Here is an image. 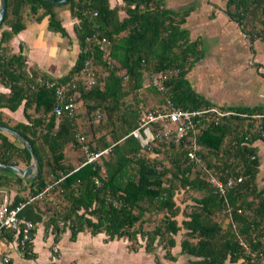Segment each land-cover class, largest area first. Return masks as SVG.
Segmentation results:
<instances>
[{
  "label": "trees",
  "instance_id": "obj_1",
  "mask_svg": "<svg viewBox=\"0 0 264 264\" xmlns=\"http://www.w3.org/2000/svg\"><path fill=\"white\" fill-rule=\"evenodd\" d=\"M221 1L226 16L250 41L264 43V0ZM5 2L0 24V83L8 92L0 91V110L15 111L22 107L25 121L10 127L28 140L38 160L37 171L30 181L23 182L15 173L12 178L0 173V189L9 185L17 187L10 207L23 204L19 217L50 227L54 242L66 230L70 232V240L85 229L92 235L104 233L109 241L122 238L136 241L139 236L146 253H154L156 244L161 245L162 257L170 262L177 261L171 249L177 245L175 236L182 230L179 254L187 256L191 264H262L264 187L257 180L260 160L256 146L258 141L264 143L261 108L220 107V111L233 114L199 119L197 157L221 181L235 178V183L223 193L208 180L200 164L188 157V144L159 143L167 157L158 159L154 154H159V144L143 147L129 135L138 128L140 111L137 105L125 103V98L141 89L155 97L158 106L169 99L173 105L188 110L213 107L186 78L187 71L201 55L198 42L190 41L188 31L182 27L192 9L175 11L162 0H120L115 5L110 0H66L63 4L45 0ZM58 8H66L76 20L73 31L79 51L70 71L52 79L35 69H27L25 57L10 53L8 43L24 29L25 12L36 22L46 18L49 31L68 38ZM102 38L109 41L111 64L104 58ZM87 60L94 69L97 84L84 87L76 80L78 97L74 100V115L69 117L63 113L56 117L52 113L56 103L54 89L46 82L77 78ZM164 71H170L163 83L164 91L143 86L145 74ZM77 102L87 116L96 111L100 117L101 112L105 113L106 121L98 123L91 133L106 128L109 137L105 133L96 137L94 150H109L98 164L75 168L66 162V146L76 148L80 165L84 155L76 134L87 139L91 129L89 124L85 130L75 123ZM0 125L7 126L1 119ZM1 133L0 164L28 166L31 155L25 145L18 147ZM87 140L92 143L93 139ZM149 152L152 157L147 155ZM101 168L105 175L100 173ZM94 178L101 182L98 187ZM48 185L52 186V195L60 197L64 206L56 209L55 203L46 197L29 201ZM180 191L194 194L185 212L175 201ZM114 201L117 206L113 205ZM153 212L163 213V218L145 231L142 229L144 215ZM179 213L183 217L180 222L176 220ZM226 218L227 224L223 226ZM1 233L12 240L13 235L5 229ZM28 247L31 249V243Z\"/></svg>",
  "mask_w": 264,
  "mask_h": 264
},
{
  "label": "crops",
  "instance_id": "obj_2",
  "mask_svg": "<svg viewBox=\"0 0 264 264\" xmlns=\"http://www.w3.org/2000/svg\"><path fill=\"white\" fill-rule=\"evenodd\" d=\"M164 5L172 10L181 11L185 8L192 10L183 24L188 31L190 41L198 42L201 50L199 59L187 71L186 78L192 88L204 99L213 103V107H258L264 113V43L259 40L250 41L239 26L231 21L222 11L221 0H162ZM120 3V0H110L111 5ZM58 15L68 34L61 36L57 32L49 31L46 18L40 22L29 19L24 13L25 27L15 34L8 43L9 52L21 54L25 57L27 69L36 71L52 78L58 79L66 75L74 65L79 48L73 31L76 20L71 18L66 8H58ZM0 91L7 93V88L0 83ZM77 114H82V105L77 102ZM264 115V114H263ZM80 115L74 117L78 128H81ZM260 118L259 115H254ZM0 119L7 124L25 121L22 107L15 111L6 108L0 110ZM82 129V128H81ZM88 130V129H86ZM7 139L16 146L22 142L11 134L1 131ZM37 146L44 156L41 144ZM260 160L258 182L264 187V173L261 168L264 161V143H256ZM67 149V147H66ZM66 155V162L77 168L78 153ZM47 162V159L44 160ZM76 163V164H75ZM20 168H24L19 164ZM38 168V167H37ZM1 176H7L1 174ZM12 178V176H8ZM30 181V178H23ZM260 185V184H259ZM17 187L9 185L0 189V202L6 197L12 201ZM70 232L65 231L56 237L50 227L39 223L35 225L31 241L32 257L25 258L17 251L13 237L12 240L0 232V264H5L3 258L7 257V264H127L125 253H118L110 244L104 233L92 235L88 229L76 234L70 240ZM55 246L57 254L51 247ZM154 255V253H149ZM126 255V256H125ZM119 257L118 259H116ZM168 261V260H167ZM131 264V263H128Z\"/></svg>",
  "mask_w": 264,
  "mask_h": 264
},
{
  "label": "built area",
  "instance_id": "obj_3",
  "mask_svg": "<svg viewBox=\"0 0 264 264\" xmlns=\"http://www.w3.org/2000/svg\"><path fill=\"white\" fill-rule=\"evenodd\" d=\"M101 49L104 52V58L108 64L113 63L109 57V41L105 38L100 40ZM170 71H164L161 73L145 74L149 78V86L155 87L159 91H164L163 83L168 78ZM76 80L84 87H91L96 85V74L90 61H85L83 68L79 72L77 78L73 77L66 82L49 81L46 82L48 87H53L56 98V103L53 107L52 113L56 117H60L63 113L72 117L75 113L76 104L74 100L78 97L76 92L77 84ZM42 83L41 80H39ZM233 112L224 113L217 108L207 109H183L177 107L171 103L169 99H165L164 103L160 106L152 107L149 110L142 112L139 119L138 128L130 132L138 140L143 147H148L150 144L163 143L180 145L188 144L189 149L188 157L196 163H199L205 172L208 174V180L214 184L216 190L220 193L231 187L235 183V178L229 177L225 182L216 178V176L208 170L204 165L200 163V159L197 157L196 152L199 150V146L196 144V136L199 131L198 122L199 119H206L213 117L218 119L223 116L232 115ZM95 118L99 120L100 113L95 112ZM208 117V118H207ZM76 141L84 155V160L79 166L85 164H98L99 159L106 155L109 148L94 150L95 144L88 143L86 137L76 134ZM101 174H104V170L101 168ZM240 180V179H238ZM94 183L98 187L101 182L98 178H94ZM52 189L51 185H48L38 195L29 199V201L37 199L41 200L48 191ZM113 205L117 206V201L113 202ZM23 204L19 206L10 207V202L4 197L0 202V232L5 229L6 233L13 235V240L17 251L20 255H30L32 253L28 244L31 243V231L34 229L35 224L30 220L23 217H19L18 213ZM60 226H63L60 223ZM53 253L57 254L55 246L51 247ZM3 262L7 263L8 258L4 257Z\"/></svg>",
  "mask_w": 264,
  "mask_h": 264
},
{
  "label": "rangeland",
  "instance_id": "obj_4",
  "mask_svg": "<svg viewBox=\"0 0 264 264\" xmlns=\"http://www.w3.org/2000/svg\"><path fill=\"white\" fill-rule=\"evenodd\" d=\"M221 4L223 6L222 11H225L224 2L222 1ZM121 72L122 71H119L118 73L121 74ZM148 83H149L148 75H146V76L144 75L143 86L144 87L149 86ZM125 103H132L134 105H137V107L140 111V115L142 114V112L149 110L152 107H156L159 104L156 101L155 97L151 96L150 94H147V92L145 93L144 90H142V89L135 92V93L128 94L127 97L125 98ZM94 114H95V112L93 114L87 116L84 113V111L82 112V114H80V113L77 114L78 116L80 115L79 118L82 122L81 128L86 130L88 128V124L91 125V129L88 130L87 139L92 138L93 139L92 144H95L94 140L96 137H98L104 133H105L104 135L107 138L109 137V133H108L109 131L106 128H102L100 131H98L96 133L92 132L94 134L91 133L93 128H95L98 125V123L101 122L103 124L106 121V115L104 112H101V117L99 118V120L95 118ZM160 145L161 144H159V146H157V148L159 149L158 150L159 154H157V156H156V154L153 153L154 157H156L158 159H161L163 157H167V155H166L167 153H166L165 148L160 146ZM66 147H67L66 155L68 157L72 155L71 152H73V155H75V153H77L76 148L75 149L70 148L69 145ZM147 155L151 156L150 152L147 153ZM78 157H77V159H78ZM200 163L202 165H204L201 161H200ZM200 168L203 169L201 166H200ZM213 172L215 173L214 170H213ZM0 173L7 175V176H12V177L14 176V173H12L9 170H0ZM261 173H264V161H263V165L261 168ZM260 185H262L261 182H260ZM192 196H194V194L192 195L189 192H183V191H180L175 195V201H176L177 205H179L181 207V210L188 211V208L191 206V197ZM44 197H46L53 204L55 203L56 209L60 208V206H64V204H65L62 200H60V197L52 195L51 189L48 191V193ZM42 199H43V197H42ZM162 218H163V213H160V212L146 213L144 215V222L142 225V229L145 231L151 230L155 225L160 223ZM182 219H183V217L179 213V215L176 217V220L178 222H180V221H182ZM227 221H228V218L224 219L223 226H226ZM66 231L68 232V230H66ZM182 236H183V233L181 230L175 236V239L177 240V245L171 249V253L177 257L176 262H170V261H167L166 259H164L162 257L164 250H163L162 246L158 245V244H156V248L154 250V255H150L149 253H146L144 250V247H143L144 241L141 240V238L139 236L137 237L136 241H134V240L130 241V240H127L126 238H122L120 240H117V242L110 244L109 247H114L115 251L120 253V254L125 253L127 255V257L125 259H127L129 261L128 263H131V264H156V263H158V264H191L190 262L187 261V259H188L187 256L179 254L178 243H179V240L182 238ZM138 245H140L142 247H139ZM135 248H136V250H135ZM118 258L119 257H117L116 259H118ZM261 263L264 264V260H262ZM124 264H125V261H124ZM225 264H230V263L226 262Z\"/></svg>",
  "mask_w": 264,
  "mask_h": 264
},
{
  "label": "water",
  "instance_id": "obj_5",
  "mask_svg": "<svg viewBox=\"0 0 264 264\" xmlns=\"http://www.w3.org/2000/svg\"><path fill=\"white\" fill-rule=\"evenodd\" d=\"M49 3H54V4H63L66 2V0H58V1H54V0H45ZM5 6H6V2L5 0H0V24L2 22V18L5 12ZM0 131H4L6 133L11 134L13 137L19 139L27 148V150L29 151L30 155H31V163L24 167V168H20L17 166H13V165H7V164H0V170H9L23 178H28V177H34L36 171H37V167H38V160L36 155L33 152L32 146L29 144L28 140L25 139L22 135H20L18 132L14 131L13 129L9 128V127H5L0 125Z\"/></svg>",
  "mask_w": 264,
  "mask_h": 264
}]
</instances>
